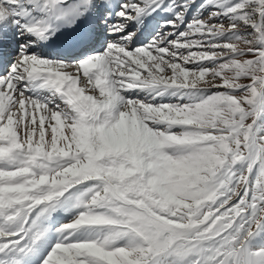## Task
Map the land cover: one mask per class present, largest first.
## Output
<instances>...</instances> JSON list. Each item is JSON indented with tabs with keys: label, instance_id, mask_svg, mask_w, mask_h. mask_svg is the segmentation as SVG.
I'll list each match as a JSON object with an SVG mask.
<instances>
[{
	"label": "snow or ice",
	"instance_id": "snow-or-ice-1",
	"mask_svg": "<svg viewBox=\"0 0 264 264\" xmlns=\"http://www.w3.org/2000/svg\"><path fill=\"white\" fill-rule=\"evenodd\" d=\"M0 264H264V0H0Z\"/></svg>",
	"mask_w": 264,
	"mask_h": 264
}]
</instances>
